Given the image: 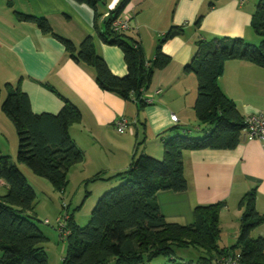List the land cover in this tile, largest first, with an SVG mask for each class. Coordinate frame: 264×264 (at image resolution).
<instances>
[{
	"label": "crops",
	"instance_id": "0c3cea01",
	"mask_svg": "<svg viewBox=\"0 0 264 264\" xmlns=\"http://www.w3.org/2000/svg\"><path fill=\"white\" fill-rule=\"evenodd\" d=\"M119 1L99 0L96 5L99 16L94 26V10L84 3L0 0V97L5 83L14 86L20 79L21 89L27 93L34 113L58 112L62 97L76 105L81 120L70 125L68 133L84 159L71 166L68 174L86 184H103L98 191H106L119 183L120 178L114 175L125 170L138 155L161 159L163 138L176 134L201 136L212 129L200 124L195 116L196 76L183 69L193 57L198 40L227 36L259 44L262 39L250 24L258 0H130L124 12L132 17L131 28L124 33L139 42L148 61L154 56L159 38L171 27L181 28L180 33L162 44V51L170 56V62L155 70L145 90L152 102L138 108L133 99L126 100L100 88L92 66L74 61L57 37L69 39L77 48L84 37L91 36L96 53L110 70L115 75H124L126 64L121 49L100 36L109 11ZM18 13L45 17L54 34L42 33L34 23L20 20ZM198 17H201L200 23L196 26ZM217 84L243 117L257 112L264 115L263 67L243 60H226ZM171 114L176 115V121L171 119ZM121 117L127 120L128 126L118 132L115 121ZM11 124L0 109V145H3L0 155L8 157L11 156L4 145L12 130ZM183 172L187 182L185 191L166 190L156 194L167 222L189 224L193 221L195 206L224 202L219 215L218 239L219 247L223 248L233 244L238 235L241 215L238 203L245 192L256 189L255 208L264 215V144L261 140H248L242 133L233 149L186 150ZM97 173L101 178L90 180ZM23 175L28 181L26 173ZM6 190L5 184L0 195ZM93 191L89 189L88 193L91 195ZM34 215H38L36 210ZM251 236L264 237V222L251 231ZM47 260L49 264L48 255Z\"/></svg>",
	"mask_w": 264,
	"mask_h": 264
},
{
	"label": "trees",
	"instance_id": "16d2710c",
	"mask_svg": "<svg viewBox=\"0 0 264 264\" xmlns=\"http://www.w3.org/2000/svg\"><path fill=\"white\" fill-rule=\"evenodd\" d=\"M94 10V26L99 13V0H72ZM130 0H120L109 11L100 36L103 41L118 46L126 64V73L115 75L94 48L91 36L79 46L57 35L70 57L92 66L97 84L103 90L122 98L133 99L138 108L144 107L141 95L157 69L170 62L162 44L180 27H171L159 38L154 56L147 60L138 41L115 32L111 21L120 15ZM214 2L211 1L210 5ZM22 21L34 23L44 34L53 33L45 17L18 13ZM198 17L195 25L200 23ZM253 31L262 39L249 44L240 37H213L196 42V50L184 71L193 72L197 80L194 112L200 124L212 129L201 136L176 134L163 138V155L157 159L140 154L114 177L123 180L117 187L104 192L96 201L90 219L84 226L68 218L69 235L62 264H153L158 257L167 258L160 264H220L223 257L235 254L243 264H264V237H252L251 231L264 222V215L255 208L256 189L241 197L238 235L233 244L219 247V215L224 202L197 205L189 224L167 222L160 211L158 191L183 192L187 182L183 172V152L199 149H233L241 137L244 117L235 103L217 84L226 60H243L264 68V0H258L250 21ZM6 95L0 109L11 121L17 135L16 161L27 166L35 175L50 182L53 189L63 192L71 166L84 159L75 145L68 127L81 120L79 108L63 98L56 113H34L30 99L20 86L5 83ZM52 89L51 87H49ZM0 177L7 186L0 195V264H48L42 243L48 239L36 224L34 201L36 194L16 164L7 155H0ZM97 173L90 180L99 179ZM194 247L202 251L196 261L176 258L178 248Z\"/></svg>",
	"mask_w": 264,
	"mask_h": 264
},
{
	"label": "rangeland",
	"instance_id": "374dc122",
	"mask_svg": "<svg viewBox=\"0 0 264 264\" xmlns=\"http://www.w3.org/2000/svg\"><path fill=\"white\" fill-rule=\"evenodd\" d=\"M1 93L0 103L6 95V89H3ZM4 147L7 148L6 152H9L8 154L11 156L9 157V161L16 164L17 167L20 165V169L24 172L22 174L26 173L28 181L31 184L29 185L35 191L36 199L34 201V210H36V213L38 214L36 217V224L48 239L46 242L42 243V246L49 257V264H62V258L64 257L66 250V243L60 235V229L57 227L56 219L62 218L60 221L65 223V228L69 231L70 229L67 224L69 216L72 217L77 225H86L90 219L91 210L98 198L104 192L117 187L123 180H120V182L114 185V187L106 189V191H98L101 190L99 188H102L103 184L100 185V183H96V186H93L90 182L86 184L85 181L78 180V177L76 176L70 177V173H67V183L64 191L57 192L53 189L49 181L35 175L27 166L19 164L16 161L17 135L13 125ZM89 189L95 190L93 191V194L90 195L88 193ZM44 219H47L48 223L44 222ZM201 254L202 251L194 247L178 248L175 252L176 258H180L183 261H196ZM164 262H167V258L158 257L152 261L153 264Z\"/></svg>",
	"mask_w": 264,
	"mask_h": 264
},
{
	"label": "built area",
	"instance_id": "2783aa9c",
	"mask_svg": "<svg viewBox=\"0 0 264 264\" xmlns=\"http://www.w3.org/2000/svg\"><path fill=\"white\" fill-rule=\"evenodd\" d=\"M244 1V0H240ZM132 17L126 12H122L116 18H114L110 26L115 32H125L131 28ZM156 92H160L159 89ZM141 98L145 104L152 102L151 96L147 95L146 91H143ZM171 119L173 121L177 120L175 114H171ZM245 127L242 130L244 137L248 140L259 139L264 144V115L260 112L251 113L244 117ZM128 126V122L124 117H121L115 121V127L118 132H123ZM241 133V134H242ZM5 185V182L0 177V189ZM65 215V214H64ZM62 219V218H60ZM60 219H56L57 227L60 229V235L65 240L66 236L69 234V230L65 228V223L61 222ZM48 222V220H44ZM220 264H243L235 254H229L223 257Z\"/></svg>",
	"mask_w": 264,
	"mask_h": 264
}]
</instances>
